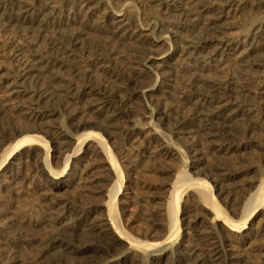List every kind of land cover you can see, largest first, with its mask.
I'll return each mask as SVG.
<instances>
[{
    "label": "bare ground",
    "instance_id": "bare-ground-1",
    "mask_svg": "<svg viewBox=\"0 0 264 264\" xmlns=\"http://www.w3.org/2000/svg\"><path fill=\"white\" fill-rule=\"evenodd\" d=\"M244 64L255 73L246 93L234 80ZM262 97L264 0H0V121L8 118L0 124V257L19 239L28 244L25 226L47 214L57 227L44 255L87 254L88 264H264L245 254L264 250L263 171L253 165L233 202L227 188L244 181L239 171L218 165L204 173L195 147L199 136L217 158L254 146L264 160V128L254 129ZM173 101L190 115L170 121ZM132 151L146 162L179 163L164 185L157 231L145 239L121 216ZM98 175L102 200L83 207L63 198ZM21 187L42 202L3 211L26 199ZM194 223L200 238L180 242L181 227L187 233ZM79 235L91 239L76 242Z\"/></svg>",
    "mask_w": 264,
    "mask_h": 264
},
{
    "label": "rangeland",
    "instance_id": "rangeland-1",
    "mask_svg": "<svg viewBox=\"0 0 264 264\" xmlns=\"http://www.w3.org/2000/svg\"><path fill=\"white\" fill-rule=\"evenodd\" d=\"M262 14V13H261ZM258 15V14H257ZM254 16H248V18H254ZM235 20H233L234 22ZM232 22V21H231ZM227 28V27H226ZM235 28L227 31H234ZM7 66L6 63L2 64ZM243 70L236 71V78L234 79L239 89L242 92H247L250 89V83L246 82L247 76H252L254 73V67L244 64ZM245 92V93H246ZM241 94V93H240ZM256 115H254V125L256 131L260 132L264 128V97L257 100ZM141 109V108H140ZM140 111V110H139ZM166 112L170 121H180L190 115L189 108L185 104L178 102H169L166 105ZM8 122V118L4 117L0 124ZM254 133L250 134L249 137L253 136ZM246 141V140H245ZM195 147L198 149V154L201 156V161L205 164L204 173H213L216 166L222 165L227 168H234L239 171V174L243 177L244 181H239L236 185L227 188L229 199H233V202H237L244 193L245 181H251L254 178L253 165H258L264 174V160L260 157L257 149L247 147L240 152L233 154H223L215 158L211 144L204 143L201 137H197L195 140ZM129 158L132 159V166L129 168L130 174L125 175V182L123 193H127L130 197L124 205V210L121 213L122 221L127 228L137 232L140 239H145V235L149 232L156 233V223L160 221L158 212L164 207V199L167 197L164 185L172 179V169L176 168L179 163L176 160L166 161H148L146 158H139L135 156V152H131ZM191 161L190 164H193ZM201 167L200 165L198 168ZM192 175H197V168H189ZM133 172V173H132ZM132 173V174H131ZM237 180V179H236ZM102 175L95 177H87L79 187L72 189L66 193L63 198H71L76 204H80L83 207H88L90 204H94L96 201H100L104 198L103 193L95 194L97 189L104 186L102 184ZM21 191L27 192L26 199L19 200L16 202L3 203V211H13L16 213L22 212L26 204H37L42 202L38 195L33 191L31 187L22 189ZM90 195V197H89ZM93 195L94 197H91ZM121 196V195H119ZM90 201H92L90 203ZM26 205V206H27ZM194 225L192 229L184 230V226L181 227L182 231L179 237V241L182 242L184 237L187 235L191 240L196 242L200 237L198 231L200 227ZM57 222L52 221L46 214L41 218V221L37 225L25 226L28 234L33 235L30 238L28 244H24L19 239L14 244L7 245L5 252L0 258H18L28 257L31 259L32 264H88L85 263L87 254H73L64 251L42 254L41 249L44 244L48 242L49 233L55 231ZM22 231V230H21ZM22 233V232H21ZM19 237L23 238V235L19 232ZM30 237V236H27ZM91 238L79 235L75 238L76 242H88ZM264 243V241H263ZM252 260H258L264 257V250H247L245 253Z\"/></svg>",
    "mask_w": 264,
    "mask_h": 264
}]
</instances>
